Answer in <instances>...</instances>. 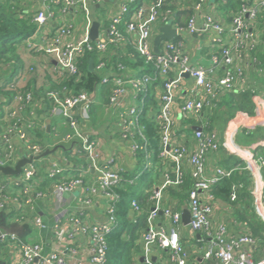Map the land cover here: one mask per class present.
<instances>
[{"label":"built area","instance_id":"built-area-1","mask_svg":"<svg viewBox=\"0 0 264 264\" xmlns=\"http://www.w3.org/2000/svg\"><path fill=\"white\" fill-rule=\"evenodd\" d=\"M96 3L103 0H94ZM136 0H123L119 12L110 19L109 34L103 39L93 40L89 37V0H43L42 6L34 16L37 31L25 41L29 49L44 53L56 61V73L59 77H82L79 62L86 51H97L100 55L105 54L111 46H117L120 41L127 36H132L137 53L148 64H152L154 72L144 74L138 78L124 76L117 78L116 85L121 86L122 82L129 80L136 87L138 94H142L137 105L128 112L123 113L119 120L120 134L125 141H130L133 153L140 148L136 142V135H141L146 141L139 123L141 113L147 105V90L154 82L162 83V91L158 100V115L156 120L160 126L161 156L167 161L171 168V173L165 172V182L153 187V206L148 215L147 229L141 240L142 259L135 264H159L154 260L153 249L159 247L168 252L169 261L172 264H193L187 248L181 241L182 213L171 207L163 206L164 191L167 186H178L183 183L186 175V166H189L192 188L189 192L188 208L191 214L190 228L194 232L202 235L201 244L197 250L202 253L200 264H264V256L258 258L260 242L252 236L250 232L244 235L233 237L227 234V228L223 223L214 224L212 213L215 206L216 196L213 193L214 186L223 179L231 178L237 171L247 172L250 180L249 190L251 194V207L259 220L264 223V156L259 152L249 151L247 147L239 145L236 136H228L225 143L220 139L219 133L212 129L208 120L203 118L204 110L207 106H215L216 102L226 93L236 89L237 80L243 76L242 67L239 65L242 60L240 53L251 56L252 61H256L255 53L264 42L258 33V17L264 11V0H240V7L232 12V23L228 29L217 20L213 14L206 12L209 0H196L194 13L189 18L185 28L177 26L179 31L186 29L191 35H202L210 31H215L219 35L212 39L217 45L211 57L212 66L206 67L192 62L191 57L181 49L179 40L165 41L160 52L154 51L153 29L155 24L172 21L171 9L162 11L165 4L171 0H155L149 8L131 7ZM230 0H220V3H227ZM53 4L60 5L59 11L63 19L58 27L48 34H44L43 29L54 18L56 11ZM80 7L88 16L87 29L85 35L78 41H73L70 37L73 32V24L69 20L71 12ZM202 17V23H198V18ZM125 25V27L123 26ZM125 31L126 33H123ZM229 35L228 41H223L222 35ZM228 42V43H227ZM254 53V54H253ZM223 72L219 75L217 69ZM96 71L104 76L107 69L105 60L100 59L96 65ZM126 67L118 64V71H124ZM194 82V88L183 96V101L178 104L184 90L185 76ZM110 80L103 78V83ZM117 94L111 97V103L117 104L119 96L126 95L123 87L117 88ZM125 93V94H120ZM254 93V97L257 93ZM92 93L80 91L73 92L70 88L62 86L55 89L50 88L46 92L47 107L50 115L61 118L69 126V132L64 136V140L73 145V151L84 156L86 170L95 171L99 175V183L102 194L108 201V221L101 224H89L82 218L80 213L70 217L72 226L67 230L70 242L75 236L83 235L91 239L92 247L89 264H105L107 260V235L111 232L114 223V204L118 199V194L113 187L122 180L123 169L112 170L110 164L101 163L100 156L96 148V141L85 138L82 126L90 120L91 106L90 97ZM33 93L30 90L17 91L14 96L15 106L10 109L7 119L10 122L6 129L0 131V165L14 166L19 157V148L13 141V136L17 135L22 144V149L32 157L39 156L44 151L43 146L35 141L29 140V135L20 123L21 111L30 108L33 103ZM82 105L81 117L76 116L77 108ZM177 107H179L180 117L201 121L196 125L201 127L189 134L194 141V148H189L181 143L179 138L185 137L180 131L177 120ZM264 114V108L260 111ZM7 120V121H8ZM259 146H264L262 140ZM258 146V147H259ZM222 147L236 154L241 158L242 165L235 167H225L216 165L213 171L208 172V159L211 155H216ZM257 147V148H258ZM256 148V149H257ZM34 162L29 163L20 176L17 177L15 185L25 184V190L31 194V187L35 184ZM151 163L148 162L147 166ZM168 167L166 171H168ZM64 168L58 162H52L48 170V178L58 179L53 184V194L60 204L67 201V195L76 189L86 192L94 191L86 185L80 176L65 178ZM7 182L0 183V210L7 208V194L5 188ZM241 186L235 185L231 193V200L237 199V189ZM30 190V191H29ZM43 192L34 193L35 196H42ZM85 202H90L87 198ZM132 208L140 211L137 201H132ZM66 208L55 214L58 224L71 214ZM163 213L168 219L167 225L158 224L157 218ZM36 223L43 227L42 220L36 219ZM16 246L22 257L21 264H73L67 256L58 248L46 251L42 243H28L20 239L13 232H8L0 227V245ZM77 264H88L80 261Z\"/></svg>","mask_w":264,"mask_h":264},{"label":"crops","instance_id":"crops-1","mask_svg":"<svg viewBox=\"0 0 264 264\" xmlns=\"http://www.w3.org/2000/svg\"><path fill=\"white\" fill-rule=\"evenodd\" d=\"M11 1L17 8V13L15 15H19V17L33 16L42 6L43 2V0ZM122 1L123 0H103L102 2L96 3L94 0H89V31L93 21H98L100 23V36L97 39H103L109 34L110 19L119 12ZM143 1V7L145 9L149 8L152 0ZM195 1L196 0H171L169 6H174V14L180 13L179 20L176 21L177 18L173 20V28L177 29V26L186 27L190 15L189 13L184 14L183 11L187 9L194 13ZM235 1H237L236 3L240 6V0ZM219 4L220 3L216 2V0H209L206 6V12L213 14L217 20L222 22L228 32L232 23V12L235 10L225 7L224 9ZM263 13L264 12H261L259 14L257 24L258 33L261 38L264 33ZM87 18L88 16L80 7L71 12L69 20L73 24V32L70 38L73 41H78L85 35L88 23ZM62 19V13L56 11L54 18H52L49 24L43 29L44 34L46 35L54 31ZM198 23H202V17L198 18ZM164 24L165 23L162 21L155 24L153 29L154 38L157 34L161 33V28ZM123 26L125 27V25ZM123 33L126 32L123 31ZM125 36H127V33ZM218 36L219 35L215 31H210L202 35H191L186 29L179 31L177 34V37H179L178 40L181 43V49L191 57L192 62L206 67L212 66L211 57L214 50L217 48V45L213 43L212 39ZM228 37V34L222 35L223 41L230 42ZM133 38L132 36H127L126 39L120 41L117 46H111L107 53L99 55L98 60H105L107 69L104 71L105 74L102 76L101 82L97 85L96 90L90 97L91 116L90 120L83 124L82 129L86 139L96 141V148L101 163L108 164L111 159H114V163L110 164L112 170L123 169V172L135 174L138 173L139 170V160L133 153L131 148L132 143L122 138L119 120L123 113L128 112L133 106L137 105L142 94L140 92V94L136 96V93L139 92H137L136 87L131 81L125 80L122 82L121 86H117L116 80L126 75L138 78L144 74H151L152 72L149 69V64L146 62L144 65L137 66L136 68L127 67L124 71H118V65L116 68L115 64L112 63V58L115 56L131 59L135 62L139 60L137 58L138 53ZM259 50H264V42L260 44ZM16 54L18 59L13 58L11 61L0 60L1 129L4 130L7 128L10 122V119H7V115L13 105L15 106L12 90H30L34 97L33 103L30 108L21 111L20 114V123H22L23 129L29 135V140L40 143L44 151L53 149L57 146L63 147L58 148L54 153L33 161L36 171L34 179L36 183L31 187L30 195L25 189L23 191L19 188L21 184H14L18 176L0 175V181L7 182V189L11 191L7 195L6 208L7 213L11 216L7 222L10 226L5 230L16 233L21 239L28 243H42L48 252L58 248L73 264H77L80 261H86L89 264V255L92 247L91 239L88 236L77 235L74 240L70 242L67 230L73 225L70 217L78 213H80L84 221L89 224H101L108 221V201L101 192L99 175L95 171L88 172L86 170L84 156L73 151V145L64 140V136L70 131L68 124L64 123L61 118L52 117L47 108V101L45 98L47 90L52 88L56 83L64 80L54 73L57 66L56 61L44 53H38L27 48L24 42L16 44ZM240 56H242V60L239 65L242 67L243 76L237 80V86L234 91L242 92L249 90L251 93H253V91L257 93L255 97L253 96L254 113L248 115L239 112L225 123L219 125L215 124L211 128L219 133L223 143H225L229 135L233 134V136H236V141L239 145L247 147L252 153L259 152L264 156V146H259V144L263 142L262 140H264V114L259 112L261 107L264 108V66H261L257 57L256 61H252L251 56H247L243 52L240 53ZM222 72L223 68L217 69L216 71L218 75ZM104 77L108 78L110 82L107 84L103 83ZM184 82V90L181 93L182 97L178 100V104H181L183 96L194 88V82L190 77L185 76ZM5 84H7L6 88H4ZM118 87H123L126 91V95L119 96V102L117 104H112L111 97L117 94ZM161 91L162 83L154 82L149 85L146 93L147 98H149L150 95L149 102H158ZM82 107L83 106L80 105L76 110V116L79 118L81 117ZM157 109L158 105L156 106V111ZM214 109L215 106H207L204 110V114L207 116L211 114ZM177 120L180 131L184 128V125L185 128L189 126L183 121V118L180 117L179 107H177ZM195 126L196 125L192 126L193 131V127ZM258 131H260L263 136H259ZM243 132L248 136L255 132V135L250 139L240 138L243 136ZM182 134L185 135V137L180 136V142L186 144L189 148H194V141L190 139V136L188 137L189 134L185 132H182ZM13 141L19 148L20 159L23 156L32 157L22 149L21 140L17 135L13 136ZM236 158L241 159L236 154L222 147L221 151L215 156L211 155L208 159V172L210 173L213 171L217 164L225 167L232 166ZM52 162H58L64 168L63 175L65 178L80 176L84 180V183L93 188L94 191L91 190L86 192L81 189H76L66 196V202L60 204L56 196L52 193L53 183L47 180L49 179L48 170ZM166 168L167 167H165L164 171L160 174L161 178L166 174ZM158 169L160 170V168ZM185 170V177L191 180L192 185L189 166H186ZM239 176L244 178L246 176L245 171L241 170ZM39 191L43 192L42 196H35L34 193L36 194ZM87 198L90 199V202H85ZM250 203L251 198L249 197H242V200L237 204H230L216 198L211 216L213 223H223L227 228V234L229 236L238 237L247 232L251 233L252 229L249 223L256 221V219L251 210L252 207ZM163 206L183 212L185 208L188 207V204L186 201L180 202L177 198L169 199L168 194L165 193L163 196ZM64 208L69 210L68 212L71 214L67 215L60 225H57L58 222L55 214ZM140 212L141 211H135L132 208L129 215L130 219L137 218L136 216H138ZM37 218L42 220L43 227H40L36 223ZM157 222L161 225H167L168 219L163 213H160ZM180 230L181 241L187 248L192 263L200 264L202 262V253L197 250V246L201 244V233L192 231L190 226L184 223L181 225ZM141 240L142 238L137 241L140 249L134 253V258L137 262L142 259ZM261 256H264L263 247L259 248L258 252V258ZM153 257L159 264H172L169 261L168 252L159 247L153 249ZM21 263L22 257L16 246L6 244L5 246H0V264ZM209 264H211V262Z\"/></svg>","mask_w":264,"mask_h":264},{"label":"trees","instance_id":"trees-1","mask_svg":"<svg viewBox=\"0 0 264 264\" xmlns=\"http://www.w3.org/2000/svg\"><path fill=\"white\" fill-rule=\"evenodd\" d=\"M153 1L155 0H152V2ZM216 2L220 3V0H216ZM236 2L237 1L235 0H230L225 4L220 3L219 5H221L223 8H233V10L236 11L238 7H240ZM134 6L142 7L144 6V1L136 0L135 3L131 5V7ZM53 7L55 11H59V7L61 6L53 4ZM16 9L17 8L11 0H0V60L11 61L13 58L18 59V56L16 54V44L22 42L25 43V41L37 31V25L33 20L37 11L33 16L19 17V15H15L17 13ZM167 9H171L172 13L174 14V6L170 7L168 4H165L162 8V11H166ZM183 13H189L190 17L193 15V12L187 9L186 11H183ZM179 16L180 13L173 15L175 19L177 18L176 21L179 20ZM178 38L179 37H176L174 40H178ZM25 45L27 46L26 43ZM27 48L29 47L27 46ZM99 55L100 54L97 51H86L79 62V67L82 72L81 79L79 80L75 76H68L63 78L64 80L62 82H59L60 84L56 83L52 88L58 89L62 86H66L75 93H78L80 91L93 93L96 90L97 85L102 80V76L97 73L95 69L96 65L99 62ZM255 56L257 57L261 66H264V50H258L255 53ZM137 58L139 60L135 62L131 59L115 56L112 58V63L115 64L116 68L118 64H122L126 68H136L137 66L145 64L144 59L140 57L139 54ZM91 59L93 60V70H89V61ZM149 69L152 73L154 72L152 64H149ZM6 85L7 84L4 85V88H6ZM16 90L17 89H13V93L11 92L13 94V98L17 93ZM253 96V93H251V91L249 90L242 92H228L224 94L218 102H216L217 105H215L217 107H215L213 112L207 116L206 114H204L203 118L205 120H208L210 127H212L215 124L219 125L225 123L239 112L248 115L253 114ZM149 98H147V105L139 118V123L142 126V131L146 141L142 139L141 135H136V142L140 147L135 153L137 159L139 160L138 173H135V175L131 172H122V180L113 187V190L118 194V199L114 204L115 223L111 232L107 235L108 248L107 260L105 264L136 263L134 253H136L140 249L137 241L142 238L144 232L147 229L148 215L153 206V187L161 183L160 174L164 171L165 167L169 168L167 172H169L171 177H173L171 168L168 166L167 161H164L161 156L160 126L156 120V117L158 115V109L156 111V106L158 105V102H149ZM1 117L2 115H0V118ZM183 121H185L189 125L187 128H185L184 125V128L182 129V132H185L187 134L193 133V125H198L201 123V121H197L195 119L183 118ZM258 134L259 136H263L260 131H258ZM254 135L255 132H253L250 136L245 135V133L243 132V136L240 138L250 139ZM148 162L151 163L150 166H147ZM242 164L243 162L241 161V159L236 158L232 166H228V168ZM158 168H160L161 171ZM240 172L241 170L237 171L231 178H225L218 185L214 186L213 193L216 198H219L230 204H237L238 202H240V200H242V197L251 198L250 191L248 190L250 185L249 176L245 171L246 176L244 178H241L239 176ZM47 180L53 184L58 181L57 178H49ZM239 184H241V186L237 189V199L231 200L233 187ZM7 187L8 185L5 188V193L8 195V193H10L11 191H8ZM19 188L24 191L25 184H21ZM191 188V180L188 177H184L182 184L178 186H167L164 194L167 193L169 199L177 198L180 202L186 201L188 204L189 192ZM133 200L137 201L141 212L138 216H136L137 218L130 219L129 215L130 210H132ZM10 217L11 216L7 213L6 209L0 210V227L4 230H7L10 226L7 223ZM254 217L256 221H252L251 223H249L252 229L251 234L260 242L261 246L264 248V224L257 218L255 213ZM3 245L5 246V244Z\"/></svg>","mask_w":264,"mask_h":264},{"label":"water","instance_id":"water-1","mask_svg":"<svg viewBox=\"0 0 264 264\" xmlns=\"http://www.w3.org/2000/svg\"><path fill=\"white\" fill-rule=\"evenodd\" d=\"M99 26L100 23L98 21H93L92 27L89 32V37L93 40L97 39L100 36L99 33ZM177 37V30L173 28L172 21L169 20L164 24V26L161 28V33L157 34L154 38V51L156 53L160 52V47L165 41L174 40ZM89 70H93V60H90L89 63ZM186 76L189 77V74H186ZM195 129H200L201 127L195 126L193 127ZM63 146H57L53 149H47L45 150L41 155L35 156V157H27L23 156L21 159L18 160V162L14 166H1L0 165V175L2 176H20L24 168L33 161L39 160L42 157H45L51 153H54L58 148ZM162 182H165V178H161ZM182 221L185 225H189L191 221V214L189 211V208L186 207L185 210L182 213Z\"/></svg>","mask_w":264,"mask_h":264},{"label":"rangeland","instance_id":"rangeland-1","mask_svg":"<svg viewBox=\"0 0 264 264\" xmlns=\"http://www.w3.org/2000/svg\"><path fill=\"white\" fill-rule=\"evenodd\" d=\"M214 1V0H213ZM34 243V242H33ZM36 243V242H35Z\"/></svg>","mask_w":264,"mask_h":264}]
</instances>
